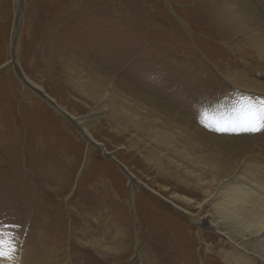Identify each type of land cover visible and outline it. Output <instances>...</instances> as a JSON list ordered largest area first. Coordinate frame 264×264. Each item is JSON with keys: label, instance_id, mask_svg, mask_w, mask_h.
I'll return each mask as SVG.
<instances>
[{"label": "rangeland", "instance_id": "374dc122", "mask_svg": "<svg viewBox=\"0 0 264 264\" xmlns=\"http://www.w3.org/2000/svg\"><path fill=\"white\" fill-rule=\"evenodd\" d=\"M97 1L0 0V259L31 244L34 264H234L205 193L158 162L140 128L95 108L114 85H155L202 132L260 148L264 133L245 130L264 105L255 42L223 44L207 21L218 0Z\"/></svg>", "mask_w": 264, "mask_h": 264}, {"label": "bare ground", "instance_id": "6f19581e", "mask_svg": "<svg viewBox=\"0 0 264 264\" xmlns=\"http://www.w3.org/2000/svg\"><path fill=\"white\" fill-rule=\"evenodd\" d=\"M89 1L94 2V0ZM259 2V0H249V8H238L236 5L240 0H218V3L212 4L210 12L207 13V21L214 24L223 44H225L223 40L227 41L228 34L241 32L244 37L247 36L249 40L255 42V51L261 56L259 59L264 60V15H261L264 9L259 7ZM81 3H84V0H81ZM98 3L103 4L101 0ZM12 38L15 39V33L12 34ZM17 72L22 80L37 90L36 94L45 101L52 102L55 109L78 124L82 135L86 136L89 142L97 143L88 136L79 119L60 107L21 70ZM144 90L146 94L137 93L129 84L128 86L124 83L117 84L116 87L114 85L110 93H99L101 97L95 109L101 113L107 112L106 115L112 116L113 120L120 119L140 128L139 131L143 133L149 146L156 148L158 162L167 165L189 186L193 185L192 191L198 189L205 193L203 203L207 202L211 205L212 216L218 224L214 219L208 222L216 227L214 231L220 233L229 245L230 249L224 254L228 261L234 264H258L257 258L264 257V192L242 191L229 181L242 177L249 180L254 188L264 190L262 152L264 137L259 143L262 149L257 148L253 140L238 141L213 133H204L193 126L192 117L187 115L189 110L185 105L178 104L170 92L162 88V91H159L155 85L154 88L145 86ZM260 92L263 93L264 90ZM261 108H264L262 101L258 104V111ZM232 119L234 124L242 122L239 117ZM216 120L211 117L210 122L214 124L213 131L222 128L223 125L221 120H218L219 122ZM261 132L264 133V131L256 133ZM102 149L106 153L103 144ZM111 158L115 159L113 156ZM117 164L129 175L122 163L117 161ZM141 186L146 187L145 184ZM134 190L136 188L133 187V202ZM154 193L158 194L156 191ZM171 204L173 205L172 202ZM203 219L205 216L198 218L196 224L206 223L202 222ZM216 225L221 227L218 228ZM30 245H26L24 248L26 252L20 253L17 258L11 256L9 260L0 259V264H34Z\"/></svg>", "mask_w": 264, "mask_h": 264}, {"label": "snow or ice", "instance_id": "6c2138e0", "mask_svg": "<svg viewBox=\"0 0 264 264\" xmlns=\"http://www.w3.org/2000/svg\"><path fill=\"white\" fill-rule=\"evenodd\" d=\"M238 8H249L250 3L249 0H240V3L236 5ZM261 15H264V11L261 12ZM111 67V66H110ZM245 130L247 131H252V132H260L264 131V108H261L258 113L256 114L253 123L251 124L250 127L246 128ZM216 131H227L225 128H217ZM229 183L237 186L239 189L242 191H261L264 192V190H261L260 188H254L252 183L249 180H246L242 177H236L233 180L229 181ZM219 198V197H218ZM9 227L8 225L0 224V229L7 228ZM3 244V241H0V245ZM97 250H99L97 246ZM8 254L6 252L0 251V257H6ZM257 259L260 260V264H264V257H258Z\"/></svg>", "mask_w": 264, "mask_h": 264}, {"label": "water", "instance_id": "95a60500", "mask_svg": "<svg viewBox=\"0 0 264 264\" xmlns=\"http://www.w3.org/2000/svg\"><path fill=\"white\" fill-rule=\"evenodd\" d=\"M34 89V88H33ZM35 90V89H34ZM36 92H37V90H36ZM50 102V101H49ZM52 105H54L52 102H50Z\"/></svg>", "mask_w": 264, "mask_h": 264}]
</instances>
